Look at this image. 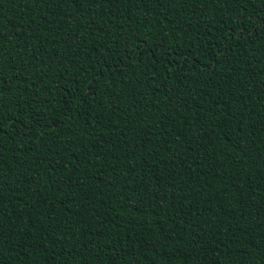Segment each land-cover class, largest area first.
<instances>
[{"label":"trees","instance_id":"obj_1","mask_svg":"<svg viewBox=\"0 0 264 264\" xmlns=\"http://www.w3.org/2000/svg\"><path fill=\"white\" fill-rule=\"evenodd\" d=\"M0 264H264V0H0Z\"/></svg>","mask_w":264,"mask_h":264}]
</instances>
